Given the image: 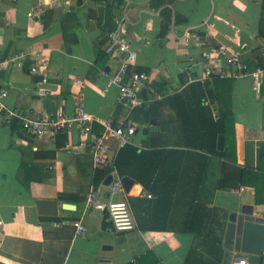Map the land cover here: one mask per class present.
<instances>
[{"label": "crops", "instance_id": "0c3cea01", "mask_svg": "<svg viewBox=\"0 0 264 264\" xmlns=\"http://www.w3.org/2000/svg\"><path fill=\"white\" fill-rule=\"evenodd\" d=\"M152 1L0 0V87L8 89L6 103L34 117L72 114L81 103L95 119L114 118L118 89H106V74L117 65L105 45L107 33L122 26L137 54L135 68L150 79L145 97L162 96L146 105L161 103L154 119L158 131L143 134L151 120L142 107L122 109L120 115L138 127L132 145L180 149L183 133L167 99L194 82H207L215 114L228 100L233 113L235 161H227V171L235 165L257 172L264 149V81L205 79L203 72L236 54L252 70L264 68V0H166L157 7ZM4 122L0 119V264H224L230 214L251 206L253 216L264 217L255 182L248 178L240 189L220 190L226 160L210 156L202 178L200 165L167 164L162 185L176 190L168 210L142 204L139 200L155 197L129 177L130 191L114 199L126 198L141 225L167 228L142 229L134 215V231L116 232L106 213L86 209L92 187L103 185L109 193L104 182L112 169L94 168L79 130L37 138L20 121ZM102 130L95 122L94 131ZM110 147L114 165L122 147L114 141ZM105 170L109 174L93 185L94 174ZM38 199L56 200L57 214H40ZM194 202L218 211L192 233L187 224ZM74 222L87 232L78 234Z\"/></svg>", "mask_w": 264, "mask_h": 264}, {"label": "built area", "instance_id": "2783aa9c", "mask_svg": "<svg viewBox=\"0 0 264 264\" xmlns=\"http://www.w3.org/2000/svg\"><path fill=\"white\" fill-rule=\"evenodd\" d=\"M108 42L105 45L107 55L116 61L114 71L106 74V89H118V101L128 111L148 105L153 100L161 99L156 96L153 99L145 97L149 89V76L138 71L136 66L137 54L132 42L128 38V32L120 26L117 31L108 32ZM189 41V37H187ZM34 73L37 68H33ZM251 78L259 85L264 81V68L251 69L240 55L227 57L225 65L213 63L207 66L203 72L205 79H240ZM81 83V82H80ZM8 89L0 87V114H3L6 125H11L14 120H19L23 129L37 138L55 137L59 133H71L79 130L85 137L82 146L89 148L93 155V164L96 170L110 168L112 163L110 142H116L120 147L134 144V137L138 131L137 125L127 115H119L118 118L95 119L79 103L72 114L62 110L55 114H43L37 117L23 113L17 108L10 107L6 103ZM98 122L103 127L102 132L94 131V123ZM113 176L108 192L104 186L92 187L86 196L85 206L87 210L106 213L116 232L124 233L134 231L137 226L135 218L126 198L114 199L116 196L125 194L122 177L113 168L110 172ZM109 194V198H106ZM78 234L87 232L86 226L81 222H74ZM264 253V247H263ZM230 264H255L249 261V257L243 254H235Z\"/></svg>", "mask_w": 264, "mask_h": 264}, {"label": "trees", "instance_id": "16d2710c", "mask_svg": "<svg viewBox=\"0 0 264 264\" xmlns=\"http://www.w3.org/2000/svg\"><path fill=\"white\" fill-rule=\"evenodd\" d=\"M104 1L112 3V1L117 0ZM165 2L166 0H153L151 4L157 7L160 3L163 4ZM208 88L209 84L207 82H194L182 92L176 93L167 99L168 103L177 113V122L183 133L181 145L179 146L181 147L180 149L141 150L135 145L128 144L119 150L114 160L115 168L120 176L134 178L138 183L143 185V188L148 193L155 197L152 200H139L144 205L148 204V207L152 210H168L173 205L171 199H173L176 190L169 186H163L162 183L164 182L161 181L165 177L164 172L167 170V164H173L177 167L181 166L182 163L190 166L200 165V174H202L200 178H202L204 170L208 167L210 156L226 160L223 163L224 176L218 183L220 190L240 189L246 185L248 178H251L255 182L257 189L256 204H264V149L261 153V164L257 172L242 169L235 165L232 166L231 171H227L230 168L227 161H235V144L231 140L233 138V131L231 130L233 113L228 100V103L222 102L221 108L215 114L216 109L213 108L215 102L209 99L208 94L210 91ZM160 106L161 103L155 102L149 106L142 107L146 121L157 119V111ZM0 119L4 121L3 114H0ZM18 124H20L18 120H14L12 123L13 126ZM219 135L225 136V148L222 151H219L217 148ZM193 173L197 175L196 168L193 170ZM108 174V170L96 172L93 177V185L98 186ZM160 174L163 176H160ZM195 191H200V188L198 187V190ZM194 199H198V192L194 195ZM217 211L207 204L194 202L190 211L187 230L194 233L195 230H198L199 227L201 228L206 222H212L213 218L217 216ZM135 213L134 211L140 228H161L156 225H141L140 217ZM152 214L150 213L149 215L152 216ZM224 215L226 214L224 213ZM166 228L163 227L161 229ZM213 241H216L215 236Z\"/></svg>", "mask_w": 264, "mask_h": 264}, {"label": "water", "instance_id": "95a60500", "mask_svg": "<svg viewBox=\"0 0 264 264\" xmlns=\"http://www.w3.org/2000/svg\"><path fill=\"white\" fill-rule=\"evenodd\" d=\"M42 80V77H39ZM124 105L119 102L116 105L113 117L118 118ZM158 131L156 120H151L150 127L142 129L143 134ZM217 148L219 151L225 148V136H218ZM111 169L114 165H111ZM113 180V176L109 175L104 184L109 186ZM123 184L126 191H130L133 180L129 177H123ZM38 212L42 215L54 216L58 211V203L56 200L38 199L36 201ZM74 206L66 204L65 209H73ZM264 217L253 216V208L244 206L240 213L233 212L228 218L227 230L224 241V248L227 250L224 256V264H230L232 257L238 253L247 255L249 261L255 264H264Z\"/></svg>", "mask_w": 264, "mask_h": 264}]
</instances>
